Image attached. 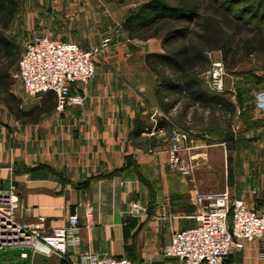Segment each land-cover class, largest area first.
Returning a JSON list of instances; mask_svg holds the SVG:
<instances>
[{
	"label": "crops",
	"instance_id": "obj_1",
	"mask_svg": "<svg viewBox=\"0 0 264 264\" xmlns=\"http://www.w3.org/2000/svg\"><path fill=\"white\" fill-rule=\"evenodd\" d=\"M37 1L32 19L39 30L53 36L55 8H44L53 3ZM132 42L122 29L120 45L107 54L90 82L72 86L84 104L68 105L63 112L56 109L54 92L28 97L21 80L20 92L15 91L20 53L9 92L24 111L46 100L54 107L36 122L18 119L0 89V189L18 192L19 220L29 224L45 216L49 232L65 225L69 208L81 203L92 208L98 221L90 225L83 216L79 243L69 247L67 257L46 256L47 261L39 258L41 264H74L85 251L140 264H183L164 256L161 249L175 230L196 225L198 192L227 188L249 207L264 210V108L258 102L261 92L256 93L264 81L245 90L243 84L254 76L247 74L237 80L240 91L221 94L224 104H216L214 110L196 103L179 113L182 100L165 113L187 125L184 131L193 149L186 158L201 166L182 174L168 167V139L155 136L147 148L141 142L150 119L162 109L145 54ZM157 120L158 128L165 129L166 116ZM217 162L226 166L219 187L208 168ZM134 208L144 212L134 213ZM227 264H264V242H247L242 251L230 254Z\"/></svg>",
	"mask_w": 264,
	"mask_h": 264
},
{
	"label": "built area",
	"instance_id": "obj_2",
	"mask_svg": "<svg viewBox=\"0 0 264 264\" xmlns=\"http://www.w3.org/2000/svg\"><path fill=\"white\" fill-rule=\"evenodd\" d=\"M108 46V40L98 49H87L76 41L37 36L26 43L15 77L21 80L24 94L28 97L54 92L56 109L63 112L68 105L84 104V98L74 93L72 86L90 82L97 70L96 60ZM224 75L222 62L213 63L205 73L212 91L225 92ZM258 102L264 108V91L258 95ZM152 123L145 129L148 134L164 132L158 128L157 119ZM192 142L183 129L175 127L171 130L167 144L171 170L191 173L192 165L186 157L193 148ZM195 202L198 205L193 215L196 225L175 230L170 243L161 249L164 256L178 258L183 264H227L230 254L242 251L247 242L255 239L264 242V210L249 207L244 199L233 197L229 189L198 192ZM19 206L20 196L14 188L0 189V252L28 248L32 253L65 259L69 247L79 243L82 217L85 216L90 225L98 224L92 208L80 203L69 208L65 225L48 232L45 216H39L36 222L29 224L21 222L17 212ZM74 264L140 263L123 256H101L85 251Z\"/></svg>",
	"mask_w": 264,
	"mask_h": 264
},
{
	"label": "trees",
	"instance_id": "obj_3",
	"mask_svg": "<svg viewBox=\"0 0 264 264\" xmlns=\"http://www.w3.org/2000/svg\"><path fill=\"white\" fill-rule=\"evenodd\" d=\"M141 1L125 16L121 26L130 39L162 40L164 52L148 53L145 62L158 77L154 93L164 113L182 100L188 101L187 106L199 103L213 110L216 104H224L220 96L224 93L211 91L201 76L211 63L208 51H221L228 69L255 54L264 58V0ZM239 4L241 7L235 10ZM19 10L17 0H0V28H8ZM193 37L198 41H193ZM19 55V46L0 30V89L6 92V103L18 119L36 122L54 107L46 100L29 111L20 109L9 92L11 71Z\"/></svg>",
	"mask_w": 264,
	"mask_h": 264
},
{
	"label": "rangeland",
	"instance_id": "obj_4",
	"mask_svg": "<svg viewBox=\"0 0 264 264\" xmlns=\"http://www.w3.org/2000/svg\"><path fill=\"white\" fill-rule=\"evenodd\" d=\"M227 1L229 0H219V2ZM18 2L20 4L19 12L8 28L4 29L1 27L0 30L6 38L12 40L19 46L20 53H22L25 49L26 43L29 40H32L37 36L47 35V33H45V31L42 29L39 30L38 22L35 18L32 19V17H34L33 12H36L38 8V5L36 4L38 1L18 0ZM50 2L53 4L44 7L45 9H49L48 11H51L53 8H55V14L53 16L56 19L54 21L56 30L53 31V36L50 35V37L76 41L82 47L87 49H98L105 40H108V48L103 51L101 56L96 60L98 69L99 65L105 62V57L107 54L110 53L115 46L120 45L122 19H124V17L134 9V6H138L142 1L126 0L125 2H120L119 0H50ZM240 7V4L235 5V10ZM28 16L32 20L28 19ZM192 39L193 41H198V39L195 37ZM133 40L134 42L130 44L136 47L138 52H143L145 54L144 60L148 53L164 52L161 38H149L144 41L138 39ZM140 54L141 53L138 55L139 57ZM207 56L210 58L211 63L208 68L201 73V76H203L206 84L208 85L205 73L213 66V63L222 62L225 70L224 82L226 90L224 93L234 92L233 90L239 92L240 90L238 89V81H241L242 78H245L247 74L254 75V78L252 77L248 82H245V86L243 84V88L245 90H250V88H254L255 85L258 86L264 81V58L259 54H255L247 58L243 63H239L232 69H228L227 64H225L223 61V55L221 51H208ZM150 72L154 75L153 85L155 90V87L158 85V77L152 71ZM208 87L206 86V88ZM14 89L18 92L21 90L20 82L17 77H15ZM209 89L211 90L210 87ZM262 91H264V87H262V90H257L256 93H260ZM31 99L33 98L28 100ZM187 102L188 101L186 100L183 101V104L180 105L176 111L180 113V110H185V108H187ZM159 114L154 119H158L160 116H166L168 119V121H166L167 123H165V129H163L164 132L157 133L154 136L150 134L144 136V139H142L141 142L142 144L143 142L145 143L143 146L145 148H147L151 143V138L157 136L160 140L169 139L171 130L173 128L179 127L184 130L187 126L185 124H180V121L175 120V117H172V115H165L163 110H160ZM154 119H150V126L153 124L152 122ZM192 149L193 148H191L190 152ZM190 165H192V170H194L191 171V173H194L198 168H201V166H195L191 163ZM204 167L207 166L203 165L202 168ZM208 168L213 170V178L219 187L221 185L220 182L222 180V174H225L226 166L224 164H218L217 162L214 165L208 166ZM230 168L231 164H229V169ZM210 191H222V189ZM39 257H42V259L44 258V256L41 254Z\"/></svg>",
	"mask_w": 264,
	"mask_h": 264
},
{
	"label": "water",
	"instance_id": "obj_5",
	"mask_svg": "<svg viewBox=\"0 0 264 264\" xmlns=\"http://www.w3.org/2000/svg\"><path fill=\"white\" fill-rule=\"evenodd\" d=\"M134 213H143L144 209L142 208H134ZM23 254H26L23 256ZM40 253H32L31 249L28 248H17V249H9L0 252V264H41L39 260ZM42 255V254H41ZM44 256V255H43ZM39 257V258H38ZM43 261H47L45 258Z\"/></svg>",
	"mask_w": 264,
	"mask_h": 264
}]
</instances>
